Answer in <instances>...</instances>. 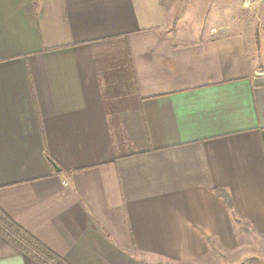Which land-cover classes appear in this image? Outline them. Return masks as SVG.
Instances as JSON below:
<instances>
[{"label": "crops", "instance_id": "1", "mask_svg": "<svg viewBox=\"0 0 264 264\" xmlns=\"http://www.w3.org/2000/svg\"><path fill=\"white\" fill-rule=\"evenodd\" d=\"M167 13L0 0V209L68 264L204 260L237 219L264 241V43ZM0 264L40 263L0 234Z\"/></svg>", "mask_w": 264, "mask_h": 264}, {"label": "rangeland", "instance_id": "2", "mask_svg": "<svg viewBox=\"0 0 264 264\" xmlns=\"http://www.w3.org/2000/svg\"><path fill=\"white\" fill-rule=\"evenodd\" d=\"M168 11L170 18L182 22L184 28L193 31L205 30L207 24L229 25L227 31L248 35L249 46L255 48L260 41L264 43V4H254L250 0H160ZM222 29V28H221ZM199 32V31H198ZM264 46V44H263ZM109 71L104 81L115 80ZM103 81V82H104ZM104 85L105 82H104ZM235 238L238 247L233 250H218L210 253L208 258L199 261L175 263L161 261L154 257H144L149 263L162 264H264V241L250 229L249 224L237 219Z\"/></svg>", "mask_w": 264, "mask_h": 264}, {"label": "trees", "instance_id": "3", "mask_svg": "<svg viewBox=\"0 0 264 264\" xmlns=\"http://www.w3.org/2000/svg\"><path fill=\"white\" fill-rule=\"evenodd\" d=\"M106 114L108 115L109 126L114 136L116 154L115 158H123L131 155L132 153H124L125 138L121 134L117 117L115 113L109 108L108 104H105ZM215 195L222 198L227 208L231 206L230 198L228 193L224 190H215ZM0 234L6 238L10 243L14 244L21 251L27 255L36 259L40 264H68L65 260L54 254L53 251L48 249L45 245L39 242L36 238L22 229L16 224L6 213L0 209Z\"/></svg>", "mask_w": 264, "mask_h": 264}, {"label": "water", "instance_id": "4", "mask_svg": "<svg viewBox=\"0 0 264 264\" xmlns=\"http://www.w3.org/2000/svg\"><path fill=\"white\" fill-rule=\"evenodd\" d=\"M53 167H54L55 171H57V172L60 171V169L55 164L53 165Z\"/></svg>", "mask_w": 264, "mask_h": 264}]
</instances>
